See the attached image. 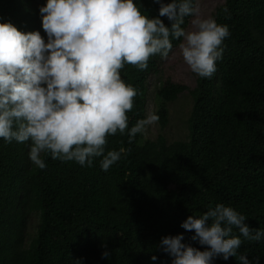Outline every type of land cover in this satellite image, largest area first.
<instances>
[{
    "label": "trees",
    "instance_id": "16d2710c",
    "mask_svg": "<svg viewBox=\"0 0 264 264\" xmlns=\"http://www.w3.org/2000/svg\"><path fill=\"white\" fill-rule=\"evenodd\" d=\"M136 2L142 14L158 15L153 0ZM29 3L0 0V22L35 31ZM212 17L230 30L217 71L211 78L194 74L192 88L166 78L157 92L161 128L166 104L184 92L190 95L186 141L166 144L159 136L139 144L138 133L129 143L127 129L117 132L107 138L106 151L123 147L127 153L104 171L100 157L89 167L52 159L47 152L41 154L45 169L29 167L28 144L0 138V264H75L77 259L81 264H171L158 247L161 237L183 233L185 243L204 250L180 224L218 202L244 214L251 227L264 229V0H224ZM192 19L185 17L182 27L188 29ZM180 42L173 41L172 52ZM165 60L157 54L145 70L130 64L120 70L137 89L127 113L129 127L145 117L147 80ZM25 208L38 212L40 224L23 247ZM240 252L250 259L259 256L264 264V242L245 240ZM214 264L238 260L217 258Z\"/></svg>",
    "mask_w": 264,
    "mask_h": 264
},
{
    "label": "clouds",
    "instance_id": "9594fccd",
    "mask_svg": "<svg viewBox=\"0 0 264 264\" xmlns=\"http://www.w3.org/2000/svg\"><path fill=\"white\" fill-rule=\"evenodd\" d=\"M153 3L158 15L150 17L136 0H46L39 6L43 36L0 22V138L27 143L28 157L40 169L47 167L41 155L45 152L52 159L89 167L100 157L104 171L117 163L127 149L106 151L107 138L127 129L131 143L159 120L150 113L129 127L127 113L137 89L120 70L126 64L145 70L151 56L174 55L173 41L180 40L191 72L211 78L230 36L227 24L200 17L198 0ZM185 17H193V30L182 27ZM180 227L206 247L185 243L183 233L163 236L158 247L172 258L171 264H214L230 257L238 264H260L259 256L250 259L240 248L245 240L264 242V229L251 227L231 205H210L198 216L189 215ZM109 255L102 253L105 259ZM74 262L81 264L80 259Z\"/></svg>",
    "mask_w": 264,
    "mask_h": 264
},
{
    "label": "rangeland",
    "instance_id": "374dc122",
    "mask_svg": "<svg viewBox=\"0 0 264 264\" xmlns=\"http://www.w3.org/2000/svg\"><path fill=\"white\" fill-rule=\"evenodd\" d=\"M224 0H198L200 9V17L205 18L213 16L216 7L221 5ZM46 0H30L26 5L30 13L35 15L36 29L44 35L41 27V20L39 14V6H42ZM193 20V19H192ZM191 23L187 30H193ZM160 66L157 74L151 75L147 80L146 95H145V116L150 113H157L160 99L158 97V90L162 82L166 78L172 79L174 82L187 85L189 88L194 86V73L183 61L179 47L175 49ZM192 99L187 92L182 93L179 97L170 103L166 104V126L161 128L158 121L149 125L144 133H140L139 144H144L146 141H156L159 136L163 137L166 144H171L177 141H186L188 138V118L192 109ZM29 148L27 150V163L29 167L35 166L28 157ZM22 225V246L29 245L31 240L36 235L40 224L38 212L24 209Z\"/></svg>",
    "mask_w": 264,
    "mask_h": 264
}]
</instances>
